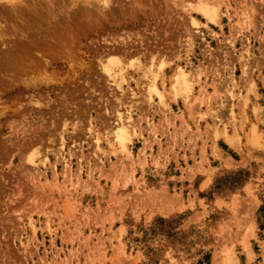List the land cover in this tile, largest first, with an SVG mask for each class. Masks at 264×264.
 <instances>
[{
  "label": "rangeland",
  "instance_id": "1",
  "mask_svg": "<svg viewBox=\"0 0 264 264\" xmlns=\"http://www.w3.org/2000/svg\"><path fill=\"white\" fill-rule=\"evenodd\" d=\"M198 1L0 0V264H264V0Z\"/></svg>",
  "mask_w": 264,
  "mask_h": 264
},
{
  "label": "bare ground",
  "instance_id": "2",
  "mask_svg": "<svg viewBox=\"0 0 264 264\" xmlns=\"http://www.w3.org/2000/svg\"><path fill=\"white\" fill-rule=\"evenodd\" d=\"M109 1L110 0H102V3L103 4H105L106 6L105 7H107L108 6V3H109ZM211 3V2H210ZM39 8V7H38ZM192 9V10H195V11H197V12H200V13H202L203 15H205V16H208V17H210L212 14H213V11L212 10H215V8L213 7V5L211 6L210 4H208L207 2H205V1H203V0H200V1H198V2H196V3H191V4H189V9ZM8 9V8H7ZM36 9V8H35ZM1 10V9H0ZM14 10V9H13ZM37 10V9H36ZM35 10V11H36ZM6 11V10H5ZM1 12V11H0ZM4 12V11H3ZM8 12V11H7ZM13 12V11H12ZM38 12V11H37ZM8 15V14H7ZM243 16V15H242ZM246 17H244V19H245ZM211 19H213L212 17H211ZM214 20V19H213ZM246 21V20H245ZM197 22V20H195L194 19V23H196ZM244 23H246V22H244ZM243 23V24H244ZM29 46V45H28ZM28 48V47H27ZM32 52V51H31ZM108 61V60H107ZM114 62V61H113ZM106 63H108V62H106ZM19 65V64H18ZM106 65V64H105ZM111 65V63H109V64H107L106 66H110ZM121 65V64H120ZM17 66V65H16ZM22 66V65H21ZM110 67H112V66H110ZM148 69V68H147ZM149 70V69H148ZM151 70V69H150ZM184 74H180V76H183ZM182 79L184 78V77H181ZM183 83H184V81H182V82H180V86H177V85H174V89H175V95L176 96H178V95H181V94H183L185 91L186 92H188L189 91V86L188 85H186V86H182L183 85ZM172 88V87H171ZM151 89V88H150ZM149 90V89H148ZM150 91V90H149ZM155 91L157 92V94L159 95V96H161V97H163V91L161 92L160 90H158V88H156L155 87ZM149 94V93H148ZM184 96H186L187 97V95H185V94H183ZM183 96V97H184ZM185 97V98H186ZM176 99V98H175ZM122 122H123V120H122ZM117 123V122H116ZM116 123H115V125H116ZM117 124H119V122L117 123ZM123 124H124V122H123ZM126 124V123H125ZM124 124V125H125ZM124 125H122L121 127H123ZM127 125V124H126ZM105 126V125H104ZM117 126V125H116ZM119 126V125H118ZM126 127V128H125ZM123 129H126V131L128 130L127 129V126H125ZM116 130H118L117 128H115ZM123 129H121L120 130V128H119V130L117 131V136H118V139L120 140V143H121V146L122 147H124L125 145H126V134H125V131L123 130ZM127 133V132H126ZM129 133H127V135H128ZM130 135H128V137H129ZM229 137V136H228ZM254 137V136H253ZM251 139V138H250ZM253 139V138H252ZM253 141L254 142H256V140L255 139H253ZM229 142L230 143H232L233 144V141H230L229 140ZM115 143H117L118 144V142H115ZM119 146V145H118ZM117 148V147H116ZM124 153V152H123ZM130 156V155H129ZM70 234V233H69Z\"/></svg>",
  "mask_w": 264,
  "mask_h": 264
}]
</instances>
